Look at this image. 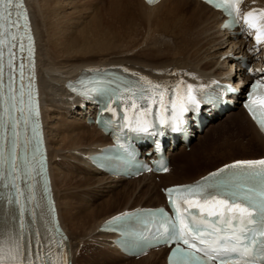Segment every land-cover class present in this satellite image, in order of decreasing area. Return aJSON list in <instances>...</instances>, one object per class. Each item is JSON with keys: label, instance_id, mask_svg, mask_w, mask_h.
Segmentation results:
<instances>
[{"label": "bare ground", "instance_id": "bare-ground-1", "mask_svg": "<svg viewBox=\"0 0 264 264\" xmlns=\"http://www.w3.org/2000/svg\"><path fill=\"white\" fill-rule=\"evenodd\" d=\"M25 1L35 36L37 80L48 150L50 183L58 219L72 239L77 237V241L80 238L92 243L86 245L76 241V245L82 246L84 250L80 254L82 257L77 259L74 258L73 253L75 250L80 251L74 247L75 244L71 243L72 240L68 241L71 257L74 258L72 264H165V250L161 248L154 249L137 258L124 256L111 244L110 239L114 235L98 231L96 228L98 223L135 206L164 204L165 197L163 192H159L160 187L165 188L172 184L192 182L215 172L226 164L238 161L236 159L248 160L264 156V134L255 127L243 108L240 107L236 112L234 110L226 111L225 119L227 121H221L216 125L217 128H213L214 132L232 126L239 141L235 142L236 144L230 150H243L251 145L256 148L257 154H250L246 157H236L232 154L219 159L222 163L214 167L205 166L201 164L202 158H207L215 149L202 151L204 143L208 139L204 137L199 145L192 149L194 151L190 155L183 152L176 153L175 149L169 146L167 153L174 155V161L172 164L169 163V170L165 174H145L133 179L116 178L97 171L83 156L78 155L69 157L78 158L81 161L82 166H77V170L82 173V176H75L76 174L73 172L66 174L64 171L71 169L69 168L70 163L65 162L66 167L63 170L58 171V168L55 167L64 163L61 160L56 162L57 160L54 159L55 156H61L59 151H73V155L76 151H80L83 155L91 150L96 151L98 145L108 142V137L102 135L93 125H87L85 116L77 117L85 111L89 112L91 107L87 104L85 110H80L78 99L72 94H67L62 88V83L68 77H73L90 65L111 63L128 67L130 71L134 73L136 71L140 77L143 76L147 80L161 85H175L177 81L184 80L186 84L191 83L196 87L199 83H207L212 78L225 82L228 81L225 80V76H231L227 63L229 66L231 64L229 68L233 67V59L229 55L241 59L249 45L247 47L245 40L235 38L231 33L220 30L219 12L199 0H160L153 5L146 4L143 0H107L106 7L99 9V14L101 11L105 13L102 26H99L101 23L99 24L98 20L94 18L97 22H93L91 34L87 40L79 32L78 20L72 23V14L63 11V8L68 5L66 0ZM251 1L247 0L246 8L256 5L264 8V0L260 4ZM138 35L146 40L143 48L127 47L114 50L110 46L96 42L99 37L107 40L114 39L112 41L118 42L136 41ZM157 36L168 40L167 43L161 45L160 41L154 40V37ZM118 44L122 46V44ZM118 51H125L129 54L116 55ZM208 59L214 63L209 62ZM209 64L211 65L207 67ZM239 83H236L238 86L229 95V99L233 103L238 102L236 96L243 87V84ZM59 94L62 96V100L58 97ZM55 97L58 98L55 99ZM55 103L57 105L62 103L63 107L57 106ZM67 105L68 108H65ZM53 106L60 109L59 112L58 110L55 112L64 114L71 110L77 118L72 121H63L59 119L61 116L56 115L53 118L58 119L57 123L52 125L49 121V111ZM219 115L218 110L209 109L205 117L213 122L219 118ZM211 122L208 124H214ZM188 132L196 134L198 127L191 126ZM86 139L89 142L82 152L81 148ZM225 143L226 146L234 144L228 140ZM183 144L180 141L177 146L183 147ZM196 152L199 153L195 154ZM259 153H261L260 156ZM176 157H178L177 160ZM218 161H210V165ZM96 174L98 177L95 176ZM157 178L159 182H156ZM122 180H126L125 184L116 190V193H113L114 188ZM93 185L95 188L92 187ZM90 189L93 192L87 193ZM136 191L142 192L146 196L148 202L146 205H140V201L132 203V194ZM107 192H111V194L99 204L87 202L92 203ZM86 193L90 199L87 197L85 198L87 200L82 202V199L86 197L83 194ZM63 196L67 197L64 204L61 202ZM79 197L81 202L75 208L69 200ZM121 198L126 200H118ZM112 208L118 209L109 212ZM78 210H81L83 214ZM80 219L83 221L82 223ZM91 255L92 257H90ZM162 256L163 260L160 261Z\"/></svg>", "mask_w": 264, "mask_h": 264}, {"label": "snow or ice", "instance_id": "snow-or-ice-1", "mask_svg": "<svg viewBox=\"0 0 264 264\" xmlns=\"http://www.w3.org/2000/svg\"><path fill=\"white\" fill-rule=\"evenodd\" d=\"M148 2L153 3L154 0ZM207 2L226 13L229 18L226 28L236 25L242 18L249 30L248 35L252 36L254 32L255 44H264V9H253L241 16L242 0ZM17 49L21 61L18 67ZM25 51L27 57L23 55ZM34 51L23 0H0V182L6 181L4 187L11 185L15 190L14 198L10 194L7 202L9 205L15 204L19 210L18 232L0 236V264H69L62 251L66 238L61 237L59 241L53 238L47 245L46 255L39 234L35 250L31 242L26 244L24 239V216L27 205L34 203L35 195L30 193L25 196L18 181L24 179L27 183L34 178L32 174L36 167L33 161L38 163L41 175L45 170L35 93ZM25 59L31 65L27 87L23 83L25 68L29 67L24 63ZM5 67L8 69L7 85L4 83ZM17 73L20 80L18 89ZM73 91L89 99L99 96L103 105L101 116L104 112H110L118 117L119 110L114 105L121 104L124 116L118 118L124 121L123 126L130 131L155 135L150 132L154 127L153 116L161 127L168 126L173 132H180L185 123V114L200 107V94L204 89L186 84L184 80L177 81L175 85H161L141 76L135 82L119 79L82 81L81 89L74 88ZM244 107L264 131V83L251 85ZM97 122L112 124L107 119ZM21 124L25 129L31 126L32 140L36 144L32 160L26 158L23 169L17 163L16 151L20 144L18 129ZM9 129L11 137L7 135ZM8 140L11 148L5 151L4 143ZM30 142L25 134V151ZM156 148L159 151V143ZM157 170L168 171L163 161ZM28 187L31 190L33 186L29 184ZM165 195L174 211V218L166 217L163 209L159 210L160 227L163 229L161 236L163 242L177 245L169 256V264H264V159L238 160L226 164L195 184L166 189ZM49 211H55L50 200ZM129 215L124 213L109 223L124 220ZM149 215L156 216L157 213ZM56 232L59 235L58 228ZM54 246L60 251L57 259L52 260Z\"/></svg>", "mask_w": 264, "mask_h": 264}, {"label": "rangeland", "instance_id": "rangeland-1", "mask_svg": "<svg viewBox=\"0 0 264 264\" xmlns=\"http://www.w3.org/2000/svg\"><path fill=\"white\" fill-rule=\"evenodd\" d=\"M91 3L90 5H88L89 3ZM66 3L68 4L67 6H65L64 8H63V11H65V12H70L71 14H72V19H71V22L72 23H74V21H76V20H78L77 22V25H78V29L80 30L79 32H80V34H81V36H83L84 38H86V40H87V38L90 36V34H91V26H92V24H93V22H97V20H98V22H99V26H102V21H103V15L105 14L104 13V11H101L100 12V14H99V9H103V8H105L106 7V5H107V0H66ZM96 12H98V13H96ZM96 15V16H95ZM101 15V16H100ZM95 16V17H94ZM100 16V17H99ZM82 18V19H81ZM97 19L96 21H95V19ZM99 18V19H98ZM94 19V20H93ZM82 23H81V22ZM152 35V34H151ZM139 37L137 38V40L135 41V40H130V41H125V42H118V41H112V40H114V39H112V40H107V39H100V37L98 38V39H96V42L98 43V44H103V45H106V46H110V47H112V48H114V50L115 49H120V48H127V47H131V48H133V47H137V48H140V47H144L145 46V38L144 37H142V36H140V35H138ZM108 37V36H107ZM108 38H110V37H108ZM147 39V38H146ZM151 40V39H150ZM154 40H158V41H160L159 43L161 44V45H163L164 43L166 44L167 43V41L168 40H165L162 36H157V37H154ZM128 42V43H127ZM118 43H120V44H122V46L121 45H119ZM125 43V44H124ZM114 45V46H113ZM121 50V49H120ZM192 52H193V50L191 51V54H192ZM118 53V54H117ZM129 53L128 52H125V51H118V52H116V55H123V56H125V55H128ZM212 59V58H211ZM211 59H208V61L209 62H211V63H214V61H211ZM229 63H227V68L229 67V65H228ZM211 64H209V65H207V67H209ZM234 79L235 78H232V81H234ZM58 97L60 98V94L58 95ZM58 97H55V99H57ZM60 100H62V96H61V98H60ZM56 104V103H55ZM62 103H59L58 105L60 106V107H63V105H61ZM57 105V104H56ZM57 105V106H58ZM58 107H55V106H53L52 108H51V110L49 111L50 113H49V121H50V123H52V125H54V123L56 122L57 123V120L58 119H56V118H53V117H55L56 115L58 116H61V118H59V119H61V120H75L74 118H77L76 116H75V114H73V112L70 110V112H67V113H64V114H62V113H57V112H55L56 110H58V112L60 111V109L58 108ZM65 108H68V105L65 107ZM239 109H240V106H238V105H236L235 107H234V112H236V111H239ZM233 112V113H234ZM51 115H52V117H51ZM226 118V114H223V115H221V116H219V118H217L216 120H214L213 122H211V123H214V124H208V125H210V126H208V125H206L199 133H197V134H195L193 137H192V139H191V141L187 144V146L186 145H184L183 147L182 146H178V147H176L175 148V152L177 153V152H183L184 154H188V155H190V154H192V152L194 151V150H192L194 147H196L197 145H199V143H200V141H201V139H203L204 137L205 138H208L207 139V141L204 143V147H203V149H202V151L205 149V150H209V149H215V150H213V152L211 153V154H209L208 156H207V158H202V165H205V166H210V167H214L215 165H218L219 163H222V161H220L219 159H221V158H224V157H227V156H230V155H235L236 157H246V156H249L250 154L252 155V154H257V152H256V148L255 147H252L251 145H248L247 146V148L246 149H239V150H236V151H232V150H230V148H232L236 143L235 142H237V141H239V140H237L238 139V135H237V133H236V131H233V129H232V126H227L226 128H224L222 131H218V132H214V129H215V127H216V125H218V124H220V122L221 121H227V119H225ZM214 128V129H213ZM217 128V127H216ZM211 129H213V130H211ZM232 141V142H234V144L232 145V146H230V145H228V146H226L227 144L225 143L226 141ZM87 142H89V140H84V143L85 144H83V146H82V148L81 149H83L82 150V152L86 149L85 147H87L86 145H87ZM243 143V142H242ZM174 152V153H175ZM55 153V152H54ZM61 156H55V160H57L56 162H58V161H62V162H64V163H61V164H58L57 166H55V167H57L56 169L59 171V170H63V168L64 167H66V164H65V162L67 163H70V166H69V168H71V169H69V170H67V171H64V173H66V174H68V173H70V172H73V173H75L76 175L75 176H80L82 173L81 172H79V170H77V166H82V164H81V161L80 160H78V158L77 159H73V158H71V157H69L70 155L72 156V157H76L77 155L78 156H82V153L80 152V151H76L74 154L75 155H73V151H65V150H62V152L61 151H59L58 152ZM199 153V152H198ZM197 152L195 153V154H198ZM229 154V155H228ZM259 156L261 155V153H259L258 154ZM253 157H255V156H253ZM262 157H264V156H262ZM177 158L178 157H176V160H177ZM259 158H261V156L259 157ZM203 159H205V160H203ZM256 159H258V158H256ZM169 160H170V163L172 164L173 163V161H174V155L172 154H170L169 155ZM218 161L217 163H215V164H213V165H210V161ZM236 160H241V159H236ZM204 163V164H203ZM61 166V167H60ZM209 167V168H210ZM62 168V169H61ZM76 169V170H75ZM57 171V172H58ZM82 176V175H81ZM96 177H98L97 176V174L95 175ZM59 178V177H58ZM125 182H126V180H122L121 182H120V184L117 186V187H115L114 189V191H112L113 193H116L117 191L116 190H119L120 188H121V186L122 185H124L125 184ZM156 182H159V180H158V178L156 179ZM93 184H95V183H93ZM71 187H72V185H71ZM92 187H94V185L92 186ZM61 188V187H60ZM95 188V187H94ZM161 188V187H160ZM71 189V188H70ZM93 189V188H92ZM92 189H90V191H88L87 193H89V192H93L92 191ZM109 191V190H108ZM159 192H161V190H159ZM87 193L86 194H83L84 196H86V197H84L83 199H82V202H84L85 200H87V199H85V198H87L89 195H87ZM111 194V192H107V193H104V194H102L100 197H98L97 199H95L92 203H90L89 201H87L89 204H95V205H97V204H99L101 201H103L104 199H106L109 195ZM93 196V195H92ZM112 196V195H111ZM153 197V196H152ZM63 198V200H61V202H62V204H64V202H65V200H67V197L66 196H63L62 197ZM89 198V197H88ZM79 199V200H78ZM72 198L71 200H69L74 206H75V208H76V206H77V204L79 205V202H81V199H80V197L79 198ZM90 199V198H89ZM118 200H120V201H125L126 199L125 198H121V199H118ZM131 201H132V203L134 204V203H136V202H138V201H140V205H146L148 202H147V200H146V196H144L143 194H142V192H135L134 194H132V199H131ZM115 203V202H114ZM81 204V203H80ZM116 204V203H115ZM153 205H156V204H153ZM74 208V209H75ZM115 209H118V208H112V210H110L109 212H111V211H113V210H115ZM79 211V213H81V214H83L82 213V211L81 210H78ZM116 211V210H115ZM80 222L82 223L83 221H81V219H80ZM70 236V235H69ZM71 237V236H70ZM69 237V238H70ZM74 239H75V241H74ZM70 240H72V242L71 243H73V244H75V246L74 247H77L78 248V251H80V252H77V250H75V252L73 253V256H74V258H77V259H79L80 257H82V256H80V254H81V252H83L84 250L82 249L83 247L82 246H79L78 247V245H76V241H77V237H75V238H73L72 239V237L70 238ZM81 240V241H80ZM75 242V243H74ZM79 244H86V245H88L89 243H91V241H87V240H82V239H78V241H77ZM84 242V243H83ZM92 244V243H91ZM78 253V254H77ZM90 257H92V255L90 256ZM73 258V259H74ZM163 260V256L160 258V261H162ZM82 264V263H81ZM149 264H151V263H149Z\"/></svg>", "mask_w": 264, "mask_h": 264}]
</instances>
